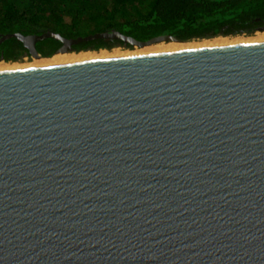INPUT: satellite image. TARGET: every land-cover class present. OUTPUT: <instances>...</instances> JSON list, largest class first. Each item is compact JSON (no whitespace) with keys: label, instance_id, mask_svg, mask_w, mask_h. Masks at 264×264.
I'll use <instances>...</instances> for the list:
<instances>
[{"label":"water","instance_id":"1","mask_svg":"<svg viewBox=\"0 0 264 264\" xmlns=\"http://www.w3.org/2000/svg\"><path fill=\"white\" fill-rule=\"evenodd\" d=\"M0 264H264V39L0 68Z\"/></svg>","mask_w":264,"mask_h":264},{"label":"trees","instance_id":"2","mask_svg":"<svg viewBox=\"0 0 264 264\" xmlns=\"http://www.w3.org/2000/svg\"><path fill=\"white\" fill-rule=\"evenodd\" d=\"M264 27V0H0V36L45 32L65 39L116 31L144 42L170 36L180 43L216 37L251 36ZM61 43L37 42L43 58ZM133 48L121 40L93 39L71 46L73 52ZM26 53L15 38L0 44V60L17 62Z\"/></svg>","mask_w":264,"mask_h":264},{"label":"bare ground","instance_id":"3","mask_svg":"<svg viewBox=\"0 0 264 264\" xmlns=\"http://www.w3.org/2000/svg\"><path fill=\"white\" fill-rule=\"evenodd\" d=\"M264 39V33L257 35L254 38H234L232 40H228L227 38H215L212 40L205 41L201 44H177V43H169L165 45H155L153 47L142 48L135 51H118L112 50L110 53L106 50H99V51H81L78 53H67V54H56L50 58L46 59H33L32 62L28 64H18L17 63H0V68H7V67H15V66H26V65H35V64H43V63H52L58 61H67V60H77V59H88V58H96V57H107L113 55H123V54H132V53H141L147 51H157V50H164V49H173V48H182V47H190V46H198V45H208V44H222V43H232V42H240V41H253V40H262ZM120 50V49H119Z\"/></svg>","mask_w":264,"mask_h":264},{"label":"rangeland","instance_id":"4","mask_svg":"<svg viewBox=\"0 0 264 264\" xmlns=\"http://www.w3.org/2000/svg\"><path fill=\"white\" fill-rule=\"evenodd\" d=\"M262 33H264V31H260V30H258V31H256V32H254L251 36H244V35H242V36H235V37H222V38H227L228 40H232V39H234V38H243V39H246V38H254V37H256L257 35H259V34H262ZM216 38H219V37H216ZM221 38V37H220ZM213 39H215V38H213ZM210 41V40H212V39H206V40H200V41H191V42H187V43H177V44H201V43H203V42H205V41ZM170 43H173V42H170ZM165 44H169V43H158V44H154V45H151V46H146V47H143V48H147V47H153V46H155V45H165ZM120 49V50H119ZM139 49H142V48H138V47H133V48H131V49H124V48H121V47H115V48H113V49H111V50H106L107 52H111L112 50H118V51H135V50H139ZM92 52V51H91ZM38 60H40V59H38ZM43 60V59H42ZM33 61V59H31V58H29V57H26V58H24V57H21L20 59H19V61H17L18 62V64H28V63H30V62H32ZM17 62H14V63H17ZM0 63H6V62H0ZM9 63H13V62H9Z\"/></svg>","mask_w":264,"mask_h":264},{"label":"flooded vegetation","instance_id":"5","mask_svg":"<svg viewBox=\"0 0 264 264\" xmlns=\"http://www.w3.org/2000/svg\"><path fill=\"white\" fill-rule=\"evenodd\" d=\"M22 57H25V54H24ZM26 57H29V56H28V55H26Z\"/></svg>","mask_w":264,"mask_h":264},{"label":"built area","instance_id":"6","mask_svg":"<svg viewBox=\"0 0 264 264\" xmlns=\"http://www.w3.org/2000/svg\"><path fill=\"white\" fill-rule=\"evenodd\" d=\"M24 58H26V57H24Z\"/></svg>","mask_w":264,"mask_h":264}]
</instances>
